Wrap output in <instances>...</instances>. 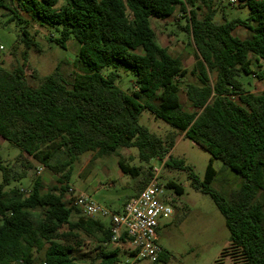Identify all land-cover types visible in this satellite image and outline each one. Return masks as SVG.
<instances>
[{"label": "trees", "instance_id": "1", "mask_svg": "<svg viewBox=\"0 0 264 264\" xmlns=\"http://www.w3.org/2000/svg\"><path fill=\"white\" fill-rule=\"evenodd\" d=\"M234 5L248 9L246 20L216 23L212 0H0V9L11 14L8 22L22 25L23 12L59 30L53 42L60 48L73 39L84 70L67 84L56 68L34 88L21 68L0 67V138L20 150L14 164L0 158V264H35L42 250V264H81L74 255L84 238L98 248L89 264H120L118 249L104 246L109 225L82 217L64 197L72 165L85 153L136 149L138 160L149 164L173 149L175 134L163 140L139 124L145 110L211 156L202 181L183 159L169 156L164 165L187 172L190 186L208 195L223 216L230 241L214 264H264V91H246L240 80L264 79V69L257 74L253 69L264 68V0ZM202 8L199 18L196 10ZM177 9L186 15L183 30L195 50L191 70L158 44L151 26V20L169 19ZM236 28L250 36H234ZM21 37L26 48H38L25 29ZM119 67L135 77L129 94L116 86ZM183 90L189 111L180 102ZM212 160L242 179L228 199L210 187L216 176ZM32 161L56 175L57 185L44 191L36 177L25 196L17 188L5 191L27 177ZM118 167L123 174L141 175V168L122 158ZM146 177L139 193L151 173ZM166 188L183 194L173 182ZM168 261L162 252L152 264Z\"/></svg>", "mask_w": 264, "mask_h": 264}, {"label": "rangeland", "instance_id": "2", "mask_svg": "<svg viewBox=\"0 0 264 264\" xmlns=\"http://www.w3.org/2000/svg\"><path fill=\"white\" fill-rule=\"evenodd\" d=\"M212 9L215 12L214 21L216 23L232 19L246 20L248 17L246 7L231 5L228 0H212ZM205 11V8L197 9L198 17L201 18ZM10 17L11 14L8 11L0 9V47H2L0 67L9 71L21 68L28 84L34 88L40 86L56 68L59 69L67 84L72 83L75 75L84 73L82 65L77 60L79 45L73 39L67 41L66 48L62 49L53 42V39L60 36V31L56 28L46 27L39 20L23 12L19 13L23 21L22 25L17 24V21L8 22ZM186 21V15L177 9L169 19L151 20V26L158 44L166 48L171 56L179 58L185 69L191 70L195 50L190 37L183 30ZM23 29L37 43V49L33 47L28 49L23 44L21 37ZM233 35L243 39L248 38L250 33L243 28H236ZM260 66L264 67V64ZM253 69L257 74L264 68L253 65ZM118 73L120 78L116 86L129 94L135 80L133 73L124 67H119ZM240 80L246 91L254 94L264 91V79L259 80L256 75L242 76ZM179 98L183 108L189 111L184 90L179 94ZM139 124L163 140L167 135L175 134L173 149L163 159L151 160L149 164L138 160L136 149H129V152L120 150L124 153L125 161L129 166L141 168V175L138 177L123 174L115 163L114 155L95 156L93 153H85L72 165L69 188H74L75 192H85L91 189L89 196L94 202L111 213H117L121 211V206L127 196L134 195L140 190V181L148 178L146 176L149 173L153 176L152 170L157 169L159 183L165 190L162 200L170 206L173 212L170 218L161 219L158 222L157 243L169 257L166 264H214L230 241V234L223 216L208 195L195 191L190 186L187 172L169 169L164 165L169 156L183 159L202 181L211 156L190 140L185 139L183 133L177 132L170 125L155 118L147 110L141 114ZM19 152L17 147L0 138V158L5 163L14 164ZM127 156H130V159H127ZM32 164L33 169L27 173L25 179L11 183L4 190L17 188L19 195L25 196L31 190L36 177L41 178L44 191L57 185L56 175L46 168L39 174L38 168L41 165L33 161ZM212 167L216 176L210 187L228 199L232 191L240 188L242 179L218 160H212ZM169 182L181 186L183 194L177 195L173 189L166 188ZM110 183L114 186L110 187ZM126 185L128 188H125ZM64 201L67 205H71L68 193ZM34 214L38 215L39 211ZM102 221L109 225L108 218H103ZM96 249H98L97 245L91 239L84 238L83 246L76 251L74 257H79V260H82L81 264H89L97 254ZM107 249H118L120 264H152L145 260L135 262L127 247L122 243L111 245ZM43 255L44 250L35 253V264H42Z\"/></svg>", "mask_w": 264, "mask_h": 264}, {"label": "built area", "instance_id": "3", "mask_svg": "<svg viewBox=\"0 0 264 264\" xmlns=\"http://www.w3.org/2000/svg\"><path fill=\"white\" fill-rule=\"evenodd\" d=\"M234 5L237 0H228ZM2 47H0V50ZM44 167L38 168V173ZM153 176L144 189L134 198L127 201L122 210L111 213L108 209L94 202L85 193H77L69 188L72 204L80 215L87 219L108 218L110 227V240L105 247L124 244L135 262L145 260L155 262L163 252L157 243L158 222L168 219L173 212L164 200V188L158 180V170L153 169Z\"/></svg>", "mask_w": 264, "mask_h": 264}, {"label": "crops", "instance_id": "4", "mask_svg": "<svg viewBox=\"0 0 264 264\" xmlns=\"http://www.w3.org/2000/svg\"><path fill=\"white\" fill-rule=\"evenodd\" d=\"M120 150H124V151L129 152V150H127V149H117V151H116L114 154H112V155H114L115 158H116V159H115V163H116L117 165H118V160H119V158H122V159L125 160V155H124V153H122V151H120ZM126 158H127V159H130V156H127ZM41 167H42V166H41ZM109 186H110V187H113L114 185H113L112 183H110ZM125 188H128V185H126ZM90 191H91V189H90ZM90 191L88 190V191H85V192H79V193H85V194L89 195V194H90ZM77 193H78V192H77ZM138 194H139V190H138L134 195H129V196H127V198L124 200V202H123V204H122L120 210H122L124 204H125L127 201H129L130 199L134 198V197L137 196ZM96 219H101V220H102L103 218H96ZM158 228H159V226H158ZM158 228H157V230H158Z\"/></svg>", "mask_w": 264, "mask_h": 264}]
</instances>
